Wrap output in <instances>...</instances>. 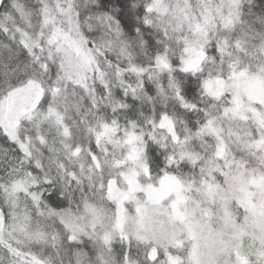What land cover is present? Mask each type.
<instances>
[{
    "label": "snow or ice",
    "instance_id": "6c2138e0",
    "mask_svg": "<svg viewBox=\"0 0 264 264\" xmlns=\"http://www.w3.org/2000/svg\"><path fill=\"white\" fill-rule=\"evenodd\" d=\"M0 264H264V0H0Z\"/></svg>",
    "mask_w": 264,
    "mask_h": 264
}]
</instances>
